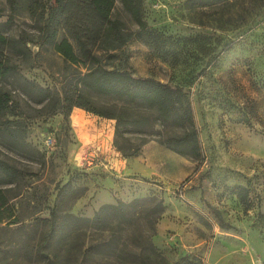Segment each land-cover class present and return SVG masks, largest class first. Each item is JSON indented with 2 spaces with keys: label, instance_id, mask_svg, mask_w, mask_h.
<instances>
[{
  "label": "rangeland",
  "instance_id": "rangeland-1",
  "mask_svg": "<svg viewBox=\"0 0 264 264\" xmlns=\"http://www.w3.org/2000/svg\"><path fill=\"white\" fill-rule=\"evenodd\" d=\"M14 2L0 0V29L36 41L43 20L30 15L32 0ZM143 13L166 54L138 35L139 26L115 0L113 16L132 36L114 57L100 51L102 62L182 87L201 157L177 154L144 132L131 134L142 145L139 154L125 156L114 143L115 119L76 106L69 115L52 113L47 103L7 85L19 104L20 116L12 119L20 122L15 143L0 137V157L28 174L0 182L14 214L0 221V264H48V258L55 264H264V0L209 6L143 0ZM28 46L24 56L11 54L20 74L61 97L88 71L52 46ZM49 135L52 146L45 143ZM68 182L74 190L61 193ZM120 201L128 205L111 215L106 230L72 227L66 238L49 236L55 207L93 217L102 205Z\"/></svg>",
  "mask_w": 264,
  "mask_h": 264
},
{
  "label": "trees",
  "instance_id": "trees-1",
  "mask_svg": "<svg viewBox=\"0 0 264 264\" xmlns=\"http://www.w3.org/2000/svg\"><path fill=\"white\" fill-rule=\"evenodd\" d=\"M224 0H192L193 6H209ZM124 9L139 26L138 35L145 38L160 54H166L155 29L144 19L143 0H121ZM14 6V0H11ZM115 0H32L30 15L43 20L37 40L30 37H9L0 29V137L17 141L16 123H19V104L8 86H18L32 101L47 103L52 113L69 115L73 108L81 107L106 118L116 120L114 143L125 156L138 155L141 144L132 142L131 134L144 132L158 135L159 143L173 152L200 158L202 146L199 130L187 92L180 86L162 82L153 77L136 76L127 67H108L99 52L110 54L122 49L131 39L125 22L113 16ZM63 36L61 37V32ZM33 43L52 46L74 65H87L88 71L71 81L63 96L49 88L40 87L20 74L11 54L26 55ZM91 93L116 101L113 105L99 104ZM141 109V110H140ZM150 113V114H147ZM154 115L153 122L150 115ZM160 125V129L154 126ZM150 126L151 129L145 128ZM147 141L144 139L143 143ZM6 143V141L4 140ZM12 143V142H11ZM15 143V142H14ZM28 173L0 157V182H15ZM72 189L70 182L61 186L62 192ZM240 199L245 202L247 191L238 188ZM153 200H156V198ZM128 204H104L93 217L78 216L70 212L60 213L55 207L50 212V235L66 238L69 229L88 228L106 230L113 213L118 214ZM156 211L162 213V199L156 201ZM5 190L0 188V221L13 217ZM112 226V225H111ZM64 241V240H63ZM101 243L95 247L99 249ZM94 247V246H93ZM152 249L155 247L152 244ZM59 255H56L58 259ZM56 259L48 258V264Z\"/></svg>",
  "mask_w": 264,
  "mask_h": 264
},
{
  "label": "built area",
  "instance_id": "built-area-1",
  "mask_svg": "<svg viewBox=\"0 0 264 264\" xmlns=\"http://www.w3.org/2000/svg\"><path fill=\"white\" fill-rule=\"evenodd\" d=\"M45 143L48 146H52L54 144V139H53L52 135H49L46 137ZM94 151H97L96 147L94 148Z\"/></svg>",
  "mask_w": 264,
  "mask_h": 264
},
{
  "label": "crops",
  "instance_id": "crops-1",
  "mask_svg": "<svg viewBox=\"0 0 264 264\" xmlns=\"http://www.w3.org/2000/svg\"><path fill=\"white\" fill-rule=\"evenodd\" d=\"M118 159V158H117ZM120 163H122V158H121V160H120Z\"/></svg>",
  "mask_w": 264,
  "mask_h": 264
}]
</instances>
